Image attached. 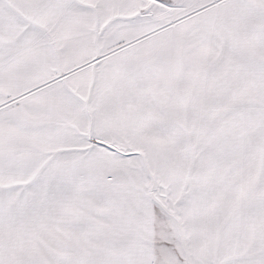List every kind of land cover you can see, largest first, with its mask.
Returning a JSON list of instances; mask_svg holds the SVG:
<instances>
[{"label": "snow or ice", "instance_id": "1", "mask_svg": "<svg viewBox=\"0 0 264 264\" xmlns=\"http://www.w3.org/2000/svg\"><path fill=\"white\" fill-rule=\"evenodd\" d=\"M0 264H264V0H0Z\"/></svg>", "mask_w": 264, "mask_h": 264}]
</instances>
